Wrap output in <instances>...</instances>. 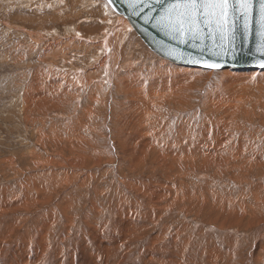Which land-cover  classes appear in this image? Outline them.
I'll return each mask as SVG.
<instances>
[{
	"label": "rangeland",
	"instance_id": "obj_1",
	"mask_svg": "<svg viewBox=\"0 0 264 264\" xmlns=\"http://www.w3.org/2000/svg\"><path fill=\"white\" fill-rule=\"evenodd\" d=\"M60 11L66 14L68 13L69 16L67 18H58V19L54 18L50 20H44L45 23L40 22L41 20L39 21L37 19V17L40 14L52 15L51 12H54L53 14H58L60 13ZM113 11L114 10L110 7V5L107 3L106 0H85V2H83L82 4L80 3L78 4V6H75V8L72 5L71 0H68V2L67 0H0V193L1 191H3L4 188L7 187L8 188L7 193L9 192L10 195L9 194L8 195L11 196V199H12V195L15 194L16 192H17L16 194L18 195H22L21 193L25 194L24 189L26 190V187L25 188L23 187L22 182L24 180V182L26 181V185H29L28 184L29 182L31 184L29 175L30 173H32V171L34 172V170H32L33 168L35 169V171L37 170L36 168H38L37 171H41L45 173H48L50 170L49 168L52 167L53 169L55 168L54 170L62 169L61 164L58 163V160L61 161L62 159L63 162L67 164V166H70L68 163H71L70 161L71 158L69 154L71 152H69L70 149L68 145H70V142L71 145H73V143L75 144L76 141H79L80 138L78 139L77 137L82 134L81 135L82 137H86L87 139H89V141H91L87 143L88 140L86 139L87 142L85 140H82L81 143L83 145L86 143L87 144L86 146L89 151L90 149L91 151L94 149L100 151L106 149L107 151L106 150L103 151V153L106 156L103 153H100L99 157L97 156L94 157L95 159H93V161L91 160L92 158L91 159L89 158V160L86 159L87 161L85 160L81 164L82 166H80V168L82 169L80 170L84 171L85 169L86 172L91 173L92 171L93 173L92 174L93 177L90 178L92 180L89 179V182L91 184L88 182L89 186L87 185L86 188H84L83 190L82 189L78 190L77 189L78 186L76 185L77 179L74 180L75 178H73L72 181L74 182L70 181L68 183L69 186L67 185L68 187L65 186V188L63 189L61 188L60 190L62 192L60 194L61 196L63 194L65 196L69 195L68 199L76 200V202L73 205L72 212H74V215H78V218H76L73 223L74 225L75 224L77 225L73 227L74 225L71 224V227L69 228L70 235L67 234L69 237L75 234L74 236H78V239L80 237L81 240H84L85 242L92 244L93 239L90 240L91 233L89 232L92 230V225H91L92 223H90L89 218H92L93 216L98 217L97 219L98 220L100 219V221H98L99 226L104 224L103 225L104 227L100 226V230L103 228L102 239H104L105 237H107L104 235L107 232L109 233V231L114 227L115 221H113V219L119 220L120 218L121 220V218L123 217H124L123 219L126 218L135 219L137 217L142 218L144 215V210L148 211L151 208L150 204L152 203V207H154L153 210H155L156 212L158 208L160 209L161 206L166 205V208L161 213L159 214L156 213L154 220L150 223V227L148 228L149 230L146 231L147 237L139 241V245L137 246L136 249L137 251L140 249L142 245L144 246V243L147 242L148 237L155 235L157 236L161 234L162 236L159 235L160 236L159 240L157 238L154 239V241L157 240L159 241L158 242L159 246H164L165 244L167 245V242H171L172 246L175 247L177 242L179 243V241L181 242L183 240L182 242L183 243L186 242L187 244L186 243L184 244L182 248L183 249L182 253L188 255L189 252L187 251H190V255L192 256L195 255L194 258L200 256L199 258H201L202 260L203 259L206 260L207 258L211 259V257L209 256L212 254V252H214L218 254L220 253L219 258L217 257L215 259L217 260L222 259L221 260L222 264H230V263L231 264H264V171L262 170L264 169V78H263L264 73L257 72L254 73L253 76L250 75V76H245V78L244 77L241 78L235 76L236 74L232 73L233 68L211 70L201 67L202 69L200 68L195 70H185L184 67H186V65L177 64V63L175 64L174 62L162 58L159 55H157L155 52H153L133 29L132 32H127L125 38L122 41L120 39L122 43H120L119 46L120 47L118 51L119 57H117L116 66H113L114 68L112 67L113 69L111 70L110 67H108L110 63L107 60H106L107 62L105 61L103 63L101 59L103 58L107 59L109 55L112 54L110 49L108 53V49H106L103 44L106 37L109 38L113 34V30L116 28V26H118V21L116 17V15L118 16V14L115 11L114 12ZM62 19H64L65 21L64 20L62 21ZM40 24H42V26H40ZM68 36L70 38H68ZM66 40L69 42H67ZM36 44L38 45V47ZM39 44L43 46L40 47ZM57 44L59 45L61 44L62 47ZM48 46H50V48ZM36 47L38 49H36ZM52 50L54 53L52 52ZM44 52L46 53L44 54ZM50 52L53 53L54 55L53 54L51 55ZM55 54L56 57H54ZM104 54H106L107 57ZM38 56L40 57L38 58ZM41 56L44 58L47 57L48 59L46 58L47 59L46 60L44 58H41ZM41 68H42V72H41ZM53 68L55 70H53ZM36 69L39 74H37ZM46 69L49 70L46 71ZM182 69L183 72L181 73ZM174 73L175 75H173ZM84 74L85 77L83 76ZM36 75L37 76L41 75V77L45 75L44 77L45 79L39 77L36 80L37 78L35 77ZM74 75L77 76L76 79L80 80V82H78L80 83L79 86L75 85V83L73 82L72 78H74ZM184 75L187 76L185 77ZM233 75L235 76V78H233ZM78 76L82 78H78ZM178 76L180 77L178 78ZM181 76L185 78L183 79L181 78ZM50 77L51 79H49ZM40 78L43 79L44 81L41 80ZM57 78L60 80H58ZM56 80L57 83L59 84L58 86L55 83ZM66 80H68V82L66 83L62 82ZM69 80L73 82L72 85L74 86V89L73 92L70 91L66 93L64 87L68 86V89H70L69 86L71 84ZM32 81L34 83H32ZM84 81L86 82L88 81V82L86 83ZM165 81L167 82V84ZM182 81L185 82L183 83ZM50 82L52 85L50 84ZM29 85L30 88L32 87L31 89L28 87ZM50 85L51 88L49 89ZM42 86H44V88ZM133 86L135 87V90ZM185 86L186 87L188 86L187 89ZM33 87L34 88L37 87V88L34 89ZM45 87L48 88L45 89ZM60 87H62L61 89L62 91L59 89ZM39 88H41V90L43 91L39 90ZM92 89L94 91H92ZM27 90L29 93L27 92ZM33 91H39V92H33ZM75 91H77L78 93ZM48 92L49 94L52 93V95L53 94L54 95L53 96L51 94L49 95ZM74 92L77 94H75ZM63 94L65 97H68V99L62 96ZM44 95L46 98L44 97ZM55 95L59 97L57 98ZM76 96L77 97L79 96L78 99H75ZM219 97L220 100L218 99ZM41 98L42 99L45 98L46 99L45 101L47 103L46 102L43 103L44 99L42 100ZM36 99H38V101H36ZM33 100L34 102L37 103L33 104L34 103ZM51 102L52 104H50ZM101 102L103 104V107ZM27 103H29L30 106H28ZM47 104L48 106L46 107ZM127 104H131V105H127ZM41 108L42 109L44 108L46 111L44 109L41 110ZM27 109L30 111H28ZM90 109H92L93 112L92 110L90 111ZM28 113L29 115H27ZM88 114L89 117H87ZM143 114L144 116H142ZM159 116H162V118L160 117L161 118L160 119ZM87 118H89V120H87ZM143 119L144 120L146 119V122ZM134 121L135 123L136 122L137 123L135 124ZM83 122H85L84 126L81 125L78 126L80 123L82 124ZM85 125L87 126L85 127ZM152 125H155V127ZM120 126H123L124 130ZM142 126L144 128L141 130ZM237 127L238 129H236ZM81 128L82 129L85 128L86 130L85 129L82 130ZM134 129L135 131H133ZM207 129L210 132L206 131ZM136 130H138V132L139 131L144 132V130L145 131L148 130L150 131V133H153L154 136H158L160 134L158 136L159 142L155 145L162 148L163 146H166L165 144H167L166 151H169L168 149L170 147L168 146L172 145L171 148L172 147L175 148L174 146H176V148L179 149L180 153L184 154L185 152L183 151V149L184 148L189 149L190 145L193 142V145L196 143V145L198 144L199 146H201L203 153L211 149L215 151V153L219 152L220 150L221 153L220 152L217 153L220 155L216 156L215 158L213 157L211 160L212 162L205 164L206 165L205 167L204 165H199L198 167L192 169L193 172L192 170H190L189 167H184L183 170L181 171H177V169H175L174 171L176 172L170 175L167 174L164 169H162L163 167L160 170L157 169L156 172H152L151 167L153 166L156 167V165H160L159 163L156 164L154 162L153 155H151L150 159L147 160L148 166L146 165L145 167V165L141 166L137 164L136 166L133 167L136 170L134 169L131 171L132 168L130 167L133 161L131 156H129L128 158V155L126 154V143L127 141H129L130 137L133 136L135 137L138 134ZM179 130L180 131L182 130V132H180ZM57 132H59V134ZM46 133L48 134V136ZM51 133H53L57 137H51L54 136L53 134L51 135ZM75 133L77 134V136L75 135ZM84 133L85 136L83 135ZM125 133L126 136L124 135ZM179 133L182 135H180ZM216 134L218 138L216 137ZM60 136H63L64 138L63 137L59 138ZM46 137L47 138L51 137V138L46 139L45 141ZM93 138L94 140H92ZM73 139L75 142L73 141ZM177 139L180 140L181 142L178 143L176 141ZM215 139L218 141H216ZM200 140L203 143H201ZM62 142H65L66 144ZM67 142L69 144H67ZM210 142L212 145H209ZM233 142H237L238 144H241L242 146L239 145L241 149L240 147H237L238 146L237 143H234L235 144L234 145ZM201 144H203V146ZM230 144L232 145V147ZM78 145L79 143L77 142L75 146L78 147ZM159 147H157L156 150H158ZM58 148L59 149L61 148L60 149L61 154L64 151L65 153L68 154L65 155V153H63L61 155L59 153L60 150H58ZM230 148L233 149L230 150ZM234 148L236 149V151H234L235 150ZM255 148L256 149L258 148L260 150L257 149L258 150L257 151ZM30 150L31 153H29ZM225 150L227 153H229L230 156L227 155ZM253 150L256 154L258 153L257 156L254 152H252ZM38 151L41 153H39ZM54 151H59V152H54ZM229 151L231 152V154ZM188 152H190V150ZM232 153L233 154L235 153L237 156L234 157ZM246 153L249 155H246ZM37 157H39V159ZM105 157H107V159ZM164 157H165L164 160L162 159L163 157L161 158L162 163L169 162V160L171 159V157L168 159L166 156ZM245 157H249V158H245ZM48 158H56V159L50 162ZM201 158L202 157H200L199 160L200 162H202ZM71 166L68 167L70 171H72L71 168H74L73 166L72 167ZM240 166H242L243 168ZM45 167L47 168L45 169ZM260 168L262 171L260 170ZM242 169L245 170L243 171ZM150 172L151 174L153 173L152 175V177H154L153 179L149 177ZM234 174H236L237 176ZM123 175L125 176L127 175L129 179L131 177V179H135L139 181H142L143 179L147 181V179L151 178L153 181L152 182L153 187L159 188V185L163 186V184L171 185L173 189L172 191L170 190L171 192L169 194H167V197L169 196V198H171V199L168 198L167 201V203L170 204L167 203L163 205L157 204L158 203V200L156 199L157 191L154 192L152 191V193L149 192L147 194V197H145L146 198L145 201L148 200V204H146V202L143 203L142 205L139 204L135 199V194L129 188H127L126 186L127 184L120 181L123 180L124 178ZM69 179L71 180L72 177L70 176ZM177 183L179 184V186ZM176 184L178 187L176 186ZM174 186H176V188ZM120 187L130 197V199H123V203L121 205L122 206L130 205V207L136 211L135 212L132 210L135 217L133 215L130 216L131 213L128 214L126 213L125 215V212L123 214H121L120 212V214H118L117 207L114 208L115 202L117 201V199H119L118 195L120 194V192L118 191V188ZM179 188L180 190H178ZM97 189L98 190L101 189L105 191L104 192L105 194L98 193ZM180 193L183 195V197L184 196L185 197L183 198ZM97 194L100 202L99 207L91 208L90 206L92 205L91 201L94 200L93 199L94 197H97L96 196ZM55 195L57 194H54L52 200L50 199L46 203L41 202L40 204L38 203L36 205H33L34 207L31 206L28 210L30 211L31 209V212L33 211V213H35L37 211V213L41 214L40 210L42 211H45V209L50 210L51 207L54 205L56 206L54 207L58 209L59 196L57 195L58 196L57 197ZM151 195H152V200L150 199ZM158 195L159 194H157V196ZM200 196L207 198L201 200L202 198H200ZM188 197L190 198L188 199ZM222 197L226 199H221ZM242 197L245 199V201ZM191 198L194 199V201ZM219 198L221 200H218ZM256 198L258 199V201ZM149 200L151 201L150 204H149ZM256 201L259 202V204L256 203ZM186 202L188 203L186 204ZM196 204L197 205L199 204L197 208H195ZM187 205L189 207L185 209ZM249 205L252 206L250 207ZM242 206H244L243 207L244 209L242 208L243 210L241 209ZM221 207L224 209H222ZM230 207L233 210H235V208L237 210L240 209L239 211L243 212V214L246 215L245 216L242 214L244 217L240 215L243 217L244 222L242 221V217L240 219V216L238 215H237L238 216L237 222L234 221L236 220L235 214L231 216L232 212L230 214L229 213L230 209L228 210V208ZM198 208L199 210H197ZM220 208L222 210H220ZM187 209L189 210V212ZM257 210L260 211V213ZM22 212H24L25 214ZM26 212H27L26 210L18 211L19 213L18 215L23 217L24 215H26ZM87 212L88 213L91 212L90 213L91 215L88 214ZM196 212L197 214H195ZM5 213L6 212L2 210L0 211V219H1L0 225L3 224L5 225L7 220L10 219L11 216H13L14 213L16 212L13 213V211L9 210L6 213L7 215ZM57 213L58 215H56ZM57 213L56 212L54 213L55 216H57L56 218L57 225L53 230L54 235L52 233L53 236L52 235H51L52 237L50 236L52 238V239L50 238L52 242L53 241L55 242V240L60 239L61 234L62 233L66 234V230H68V228H66L64 225L66 223L65 221L68 214L60 213L58 211ZM96 213L100 215L98 216ZM172 213H174V215ZM226 213L227 214L229 213L228 215L230 216L226 215ZM252 213H255L253 214L254 216L252 215ZM185 214L187 216H185ZM224 214L226 217L224 216ZM84 215L85 216L87 215L86 219ZM4 216H7L8 218L6 217L4 218ZM3 219L6 220H4L3 222ZM32 220L35 221L34 219H31V221H29V225L32 224ZM229 220L234 225L232 223L230 224ZM101 221H106V222H101ZM104 230H106V232ZM22 231L23 229L19 230V232ZM161 231L163 233H161ZM186 237L189 239H187ZM64 239H66L67 241L61 240L59 242V246L61 244L64 247L63 253L68 251L67 246L69 245L68 243L70 238L67 239L64 237ZM163 239L167 241H164ZM229 242L231 244L230 246L228 244ZM180 244L176 246L178 247L180 246ZM261 244L263 246L262 250H261ZM73 245L77 246V244H74V242ZM255 245L258 246L257 249H254ZM69 246L70 248L72 247L71 244ZM79 251L80 250H77V254H75L74 251L72 253H74V255L77 256L78 253H80ZM95 252L96 251H92V254H95V256L97 257L96 261H99L102 257L100 256V254L98 255ZM66 255H68V252L65 253V256ZM230 259L232 260L230 261ZM133 261L135 263V261L138 260L134 259ZM70 262L71 261L67 260L65 264H70ZM152 263L167 264L166 262H158V261L150 262V264ZM126 264H131V262L126 261ZM140 264H142V262Z\"/></svg>",
	"mask_w": 264,
	"mask_h": 264
},
{
	"label": "bare ground",
	"instance_id": "obj_2",
	"mask_svg": "<svg viewBox=\"0 0 264 264\" xmlns=\"http://www.w3.org/2000/svg\"><path fill=\"white\" fill-rule=\"evenodd\" d=\"M67 2H68V0H67ZM83 2H85V0H71V3H72V5L74 6V8H75V6H78V4H82ZM108 3V2H107ZM71 5V4H70ZM60 7V6H59ZM72 7V6H71ZM111 7V6H110ZM60 9V8H59ZM58 9V10H59ZM65 10V9H64ZM109 10V9H108ZM63 11V10H62ZM62 11H60V13H58V14H53L54 12H51L52 13V15H44V14H40L38 17H37V19L40 21V22H43V23H45L44 22V20H50V19H54V18H56V19H58V18H67L69 15H68V13L66 14V13H63ZM62 12V13H61ZM114 12V11H113ZM57 13V12H56ZM79 14V13H78ZM18 16V15H17ZM72 16V15H71ZM75 16V15H74ZM114 16V15H113ZM79 17V16H78ZM116 17H117V21H118V26H116V28L113 30V34L108 38V37H106V39L104 40V47L106 48V49H108V53H109V49H110V51H111V53L112 54H110L109 55V57L106 59V58H103V59H101L102 60V62L104 63L106 60L110 63H108L109 65H108V67H110V69L112 70L114 67L113 66H116V60H117V57H119L118 56V51H119V46H120V43H122L121 41L125 38V36H126V34H127V32H132V29L134 30V27H133V25L130 23V21H129V19L128 18H126L125 16H123V15H121V14H118V16L116 15ZM12 18V17H11ZM64 19H62V21H63ZM68 20V19H67ZM8 21V20H7ZM65 21V20H64ZM32 22V21H31ZM42 23V24H43ZM42 24H40V26H42ZM115 25V24H114ZM39 26V25H38ZM16 27V26H15ZM17 28V27H16ZM22 29V28H21ZM37 29V28H36ZM76 31V30H75ZM135 31V30H134ZM136 32V31H135ZM123 33V34H122ZM74 34V33H73ZM129 34V33H128ZM75 36V35H74ZM76 37V36H75ZM68 38H70L69 36H68ZM80 38V37H79ZM81 38H83V37H81ZM104 38H105V36H104ZM49 39V38H48ZM120 39H121V41H120ZM56 40H58V39H56ZM67 41V40H66ZM78 41H79V39H78ZM89 41V40H88ZM41 42H42V40H41ZM59 42V41H58ZM67 42H69V41H67ZM87 43V42H86ZM63 44V43H62ZM93 44V43H92ZM37 45V44H36ZM35 45V46H36ZM40 45V44H39ZM45 45V44H44ZM53 45V44H52ZM57 45H59V44H57ZM67 45H70V44H67ZM101 45V44H100ZM109 45H111V46H109ZM123 45V44H122ZM121 45V46H122ZM32 46V45H31ZM43 46V45H42ZM41 45H40V47H42ZM46 46V45H45ZM55 46V45H54ZM53 46V47H54ZM59 46H61V44L59 45ZM108 46H109V48H108ZM142 46V45H141ZM37 47H38V45H37ZM36 47V49H38ZM47 47V46H46ZM45 47V48H46ZM49 48H50V46H48ZM62 47V46H61ZM33 48H34V46H33ZM60 48V47H59ZM68 48V47H67ZM66 48V49H67ZM144 48V47H143ZM147 48V47H146ZM54 49V48H53ZM45 50V49H44ZM56 50V49H55ZM65 50V49H64ZM37 51V50H36ZM51 51V50H50ZM58 51V50H57ZM63 51V50H62ZM52 52H53V50H52ZM64 52V51H63ZM62 52V53H63ZM121 52V51H120ZM46 52H44V54H45ZM51 53V52H50ZM49 53V54H50ZM54 53V52H53ZM53 53H51V55L53 54ZM23 54V53H22ZM31 54V53H30ZM43 54V53H42ZM58 54V53H57ZM120 54V53H119ZM54 55V54H53ZM60 55H61V52H60ZM63 55V54H62ZM67 55V54H66ZM105 56H106V54H104ZM122 56V55H121ZM40 56H38V58H39ZM46 57V56H45ZM54 57H56V54H55V56ZM107 57V56H106ZM41 58H44V57H42L41 56ZM47 58V57H46ZM46 58H44V59H46ZM51 58V57H50ZM67 58V57H66ZM163 58V57H162ZM48 59V58H47ZM46 59V60H47ZM57 59V58H56ZM64 59H65V57H64ZM166 59V58H165ZM39 61V60H38ZM64 61V60H63ZM106 61V62H107ZM158 61V60H157ZM47 63V62H46ZM52 63V62H51ZM175 63V62H174ZM50 64V63H49ZM130 64V63H129ZM133 64V63H132ZM176 64V63H175ZM177 64H179V63H177ZM51 65H53V64H51ZM163 65V64H162ZM165 65V64H164ZM182 65H184V64H182ZM43 66V65H42ZM29 67V66H28ZM39 67V66H38ZM51 67V66H50ZM49 67V68H50ZM54 67V66H53ZM113 67V68H112ZM130 67V66H129ZM160 67V66H159ZM183 67V66H182ZM43 68V67H42ZM42 68H41V72H42ZM48 68V67H47ZM106 68V67H105ZM201 67L200 66H193V65H186V67H184V69L185 70H195V69H200ZM204 68V67H203ZM233 68V72L232 73H234V74H236L235 76H238V77H244L245 78V76H250V75H252L253 76V74L254 73H257V72H263L264 73V68H261V67H254V68H252V67H238V68H236V70H235V67H226V68H222V69H232ZM38 69H40V68H38ZM108 69V68H107ZM149 69V68H148ZM202 69V68H201ZM47 70H49V69H46V71ZM53 70H55L54 68H53ZM79 70V69H78ZM180 70V69H179ZM212 70V69H211ZM52 71V70H51ZM77 71V70H76ZM33 72V71H32ZM36 72H37V69H36ZM78 72V71H77ZM108 72V71H107ZM166 72V71H165ZM169 72V71H168ZM183 72V69L181 70V73ZM47 73V72H46ZM45 73V74H46ZM80 73V72H79ZM138 73V72H137ZM177 73V72H176ZM37 74H39L38 72H37ZM111 74V73H110ZM165 74V73H164ZM171 74V73H170ZM184 74H186V73H184ZM194 74V73H193ZM77 75H79V74H77ZM107 75V74H106ZM129 75V74H128ZM136 75V74H135ZM138 75V74H137ZM166 75H167V73H166ZM173 75H175V73L173 74ZM178 75V74H177ZM181 75V74H180ZM215 75V74H214ZM261 75V74H260ZM43 76V75H42ZM84 77H85V74L83 75ZM113 76V75H112ZM171 76V75H170ZM185 76V75H184ZM187 76V75H186ZM185 76V77H186ZM229 76V75H228ZM231 76V75H230ZM235 76L233 75V78H235ZM35 77H37L36 78V80L39 78V77H41V75L39 76H35ZM45 77V75L43 76V77H41V78H43V79H45L44 78ZM76 77L77 76H75L74 75V78H72L73 79V82L75 83V85H78L79 86V84L80 83H78V82H80V80H78V79H76ZM174 77V76H173ZM172 77V78H173ZM180 76H178V78H179ZM184 77V78H185ZM40 78V79H41ZM46 78H47V76H46ZM53 78V77H52ZM78 78H82V77H80V76H78ZM140 78V77H139ZM181 78H183L182 76H181ZM183 78V79H184ZM190 78V77H189ZM243 78V79H244ZM255 78V77H254ZM264 78V77H263ZM43 79H41V80H43ZM49 79H51V77L49 78ZM48 79V80H49ZM56 79V78H55ZM58 79V78H57ZM84 79V78H83ZM175 79V78H174ZM188 79V78H187ZM226 79V78H225ZM230 79V78H229ZM261 79V78H260ZM40 80V81H41ZM58 80H60V79H58ZM85 80H87V79H85ZM162 80V79H161ZM177 80V79H176ZM181 80V79H180ZM193 80V79H192ZM234 80V79H233ZM242 80V79H241ZM35 81V80H34ZM44 81V80H43ZM42 81V82H43ZM47 81V80H46ZM53 81V80H52ZM70 81V84L72 85V81L71 80H69ZM90 81H91V79H90ZM144 81H146V80H144ZM179 81V80H178ZM177 81V82H178ZM228 81V80H227ZM237 81V80H236ZM260 81V80H259ZM60 82V81H59ZM63 83L65 82H68V80H66V81H62ZM84 82H86V81H84ZM88 82V81H87ZM86 82V83H87ZM166 82V81H165ZM183 82V81H182ZM185 82V81H184ZM183 82V83H184ZM189 82V81H188ZM230 82V81H229ZM231 82H232V80H231ZM246 82V81H245ZM32 83H34L33 81H32ZM32 83H30V84H32ZM39 83H41V82H39ZM56 84H57V86L59 85L58 83H57V80H56V82H55ZM82 83H83V81H82ZM138 83V82H137ZM169 83V82H168ZM180 83H181V81H180ZM35 84H36V82H35ZM43 84H45V83H43ZM49 84V83H48ZM50 84H51V82H50ZM85 84V83H84ZM97 84V83H96ZM99 84V83H98ZM166 84H167V82H166ZM199 84V83H198ZM230 84V83H229ZM34 85V84H33ZM52 85V84H51ZM51 85H50V87H49V89L51 88ZM55 85V84H54ZM69 86V88L70 89H68V86H66V87H64L65 88V90H66V93L67 92H73V89H74V86L72 85V86ZM158 85V84H157ZM179 85V84H178ZM241 85V84H240ZM46 86V85H45ZM65 86V85H64ZM82 86H83V84H82ZM136 86H137V84H136ZM29 88H30V85L28 86ZM43 88H44V86H42ZM52 87H54V86H52ZM134 87V86H133ZM167 87H169V86H167ZM180 87V86H179ZM182 87V86H181ZM186 87V86H185ZM188 87V86H187ZM187 87H186V89H187ZM32 88V87H31ZM30 88V89H31ZM34 88V87H33ZM35 88H37V87H35ZM34 88V89H35ZM48 88V87H47ZM46 87H45V89H47ZM25 89V88H24ZM29 89V90H30ZM34 89H32V90H34ZM58 89V88H57ZM60 90L62 89V87H60L59 88ZM58 89V90H59ZM157 89V88H156ZM176 89V88H175ZM31 90V91H32ZM39 90H41V88H39ZM134 90H135V87H134ZM216 90V89H215ZM41 91H43V90H41ZM62 91V90H61ZM92 91H94L93 89H92ZM91 91V92H92ZM222 91V90H221ZM27 92H28V90H27ZM33 92H39V91H33ZM53 92H55V91H53ZM75 92H77V91H75ZM74 92V93H75ZM146 92V91H145ZM156 92V91H155ZM182 92V91H181ZM214 92V91H213ZM243 92V91H242ZM26 93V92H25ZM29 93V92H28ZM41 93V92H40ZM64 93V92H63ZM78 93V92H77ZM77 93H75V94H77ZM185 93V92H184ZM48 94H49V92H48ZM51 95H52V93H50ZM49 94V95H50ZM79 94H80V92H79ZM190 94V93H189ZM209 94V93H208ZM27 95V94H26ZM42 95H43V93H42ZM54 95V94H53ZM52 95V96H53ZM59 95V94H58ZM93 95H94V93H93ZM131 95V94H130ZM211 95V94H210ZM233 95V94H232ZM25 96V95H24ZM38 96V95H37ZM51 96V97H52ZM56 96V95H55ZM62 96H64V94L62 95ZM159 96V95H158ZM27 97V96H26ZM29 97V96H28ZM42 97V96H41ZM44 97H45V95H44ZM49 97V96H48ZM47 97V98H48ZM57 98L59 97V96H56ZM65 97V96H64ZM75 97V96H74ZM79 97V96H78ZM78 97L76 96V98L75 99H78ZM218 97V96H217ZM216 97V98H217ZM222 97H223V95H222ZM239 97H241V96H239ZM46 98V97H45ZM45 98H43L44 99V102L43 101H41V102H43V103H45L46 101V99ZM57 98H56V100H57ZM65 98H67L68 99V97H65ZM72 98V97H71ZM226 98V97H225ZM232 98V97H231ZM30 99V98H29ZM28 99V100H29ZM35 99V98H34ZM42 99V98H41ZM42 99V100H43ZM52 99V98H51ZM66 99V100H67ZM98 99V98H97ZM106 99H107V97H106ZM132 99V98H131ZM130 99V100H131ZM141 99V98H140ZM219 100H220V97L218 98ZM217 99V100H218ZM223 99H224V97H223ZM227 99V98H226ZM64 100V99H63ZM71 100V99H70ZM172 100V99H171ZM36 101H38V99H36ZM47 101H49V100H47ZM89 101V100H88ZM207 101H209V100H207ZM211 101V100H210ZM216 101V100H215ZM228 101V100H227ZM33 102H34V100H33ZM59 102V101H58ZM61 102H63V101H61ZM68 102V101H67ZM74 102V101H73ZM72 102V103H73ZM78 102V101H77ZM100 102V101H99ZM134 102V101H133ZM152 102V101H151ZM35 103H37V102H34L33 104H35ZM39 103V102H38ZM47 103V102H46ZM54 103V102H53ZM56 103V102H55ZM60 103V102H59ZM58 103V104H59ZM95 103V102H94ZM123 103V102H122ZM129 103H131V102H129ZM203 103V102H202ZM227 103V102H226ZM28 104V106H30L29 105V103H27ZM31 104V103H30ZM49 104V103H48ZM48 104L46 105V107L48 106ZM50 104H52V102L50 103ZM57 104V103H56ZM79 104V103H78ZM89 104H91V103H89ZM97 104V103H96ZM101 104H102V102H101ZM148 104V103H147ZM224 104V103H223ZM23 105V104H22ZM38 105V104H37ZM41 105V104H40ZM45 105V104H44ZM63 105V104H62ZM94 105V104H93ZM127 105H131V104H127ZM149 105V104H148ZM221 105V104H220ZM26 107V106H25ZM24 107V108H25ZM32 107V106H31ZM42 107V106H41ZM53 107V106H52ZM55 107V106H54ZM95 107V106H94ZM102 107H103V104H102ZM231 107V106H230ZM27 108V107H26ZM86 108V107H85ZM88 108H90V107H88ZM98 108V107H97ZM97 108H96V110H97ZM117 108V107H116ZM37 109V108H36ZM44 109V108H43ZM42 108H41V110H43ZM78 109V108H77ZM93 109V108H92ZM92 109H90V111L92 110ZM124 109V108H123ZM215 109V108H214ZM28 110V109H27ZM45 110V109H44ZM96 110H94V111H96ZM28 111H30V110H28ZM46 111V110H45ZM81 111V110H80ZM83 111V110H82ZM125 111V110H124ZM87 112V111H86ZM92 112H93V110H92ZM98 112V111H97ZM158 112V111H157ZM160 112H161V110H160ZM247 112V111H246ZM27 113V112H26ZM77 113V112H76ZM95 113V112H94ZM81 114V113H80ZM86 114V113H85ZM84 114V115H85ZM123 114H124V112H123ZM145 114V113H144ZM144 114L142 115V116H144ZM27 115H29V113L27 114ZM70 115V114H69ZM83 115V116H84ZM87 115V114H86ZM162 115V114H161ZM125 116V115H124ZM86 117V116H85ZM87 117H89V114H88V116ZM91 117V116H90ZM162 118V116H159V118ZM160 118V119H161ZM14 119V118H13ZM41 119V118H40ZM117 119H118V117H117ZM37 120V119H36ZM87 120H89V118H87ZM127 120H128V118H127ZM144 120V119H143ZM224 120V119H223ZM222 120V121H223ZM255 120V119H254ZM58 121V120H57ZM79 121H81V120H79ZM84 121V120H83ZM85 121H86V119H85ZM133 121V120H132ZM131 121V122H132ZM140 121H142V120H140ZM145 122H146V119L144 120ZM162 121V120H161ZM164 121V120H163ZM216 121V120H215ZM220 121V120H219ZM244 121V120H243ZM53 122V121H52ZM69 122V121H68ZM121 122V121H120ZM149 122V121H148ZM119 123V122H118ZM123 123V122H122ZM125 123V122H124ZM133 123V122H132ZM134 123H135V121H134ZM137 123V122H136ZM135 123V124H136ZM162 123V122H161ZM235 123V122H234ZM48 124V123H47ZM54 124H55V122H54ZM77 124V123H76ZM83 124V125H82ZM80 123L78 126H84V124H85V122H83V123ZM88 124V123H87ZM95 124V123H94ZM128 124V123H127ZM149 124V123H148ZM163 124V123H162ZM223 124H224V122H223ZM57 125V124H56ZM69 125V124H68ZM90 125V124H89ZM123 125V124H122ZM129 125H130V123H129ZM144 125V124H143ZM87 125H85V127H86ZM135 126V125H134ZM147 126V125H146ZM152 126H154L155 127V125H152ZM151 126V127H152ZM157 126V125H156ZM160 126V125H159ZM164 126H165V124H164ZM185 126V125H184ZM34 127V126H33ZM55 127V126H54ZM65 127V126H64ZM120 127H122V129H123V126H120ZM119 127V128H120ZM125 127V126H124ZM131 127V126H130ZM222 127V126H221ZM225 127V126H224ZM241 127H242V125H241ZM78 128V127H77ZM96 128V127H95ZM144 127L142 126L141 127V130L143 129ZM218 128V127H217ZM69 129V128H68ZM82 129V128H81ZM85 129V128H84ZM84 129H82V130H84ZM92 129V128H91ZM126 129V128H125ZM236 129H238V127L236 128ZM41 130H43V129H41ZM54 130V129H53ZM60 130V129H59ZM76 130V129H75ZM86 130V129H85ZM124 130V129H123ZM128 130V129H127ZM157 130V129H156ZM159 130V129H158ZM227 130H229V129H227ZM235 130V129H234ZM239 130H241V129H239ZM52 131V130H51ZM93 131V130H92ZM116 131V130H115ZM126 131V130H125ZM129 131V130H128ZM133 131H135V129L133 130ZM137 132H138V130H136ZM160 131V130H159ZM180 131V130H179ZM206 131H208V129L206 130ZM206 131H204V132H206ZM216 131V130H215ZM245 131V130H244ZM39 132H41V131H39ZM61 132V131H60ZM72 132V131H71ZM75 132V131H74ZM77 132V131H76ZM79 132V131H78ZM86 132V131H85ZM96 132V131H95ZM127 132V131H126ZM180 132H182V130L180 131ZM208 132H210V131H208ZM236 132V131H235ZM242 132V131H241ZM58 134H59V132H57ZM81 133V132H80ZM124 133V132H123ZM184 133V132H183ZM217 133H218V131H217ZM231 133V132H230ZM244 133V132H243ZM41 134V133H40ZM47 134V133H46ZM53 133H51V135H52ZM87 134V133H86ZM180 134V133H179ZM234 134V133H233ZM49 135H50V133H49ZM54 135V134H53ZM75 135L77 136V134L75 133ZM82 135V134H81ZM81 135H79L77 138L79 139L80 138V140L79 141H74V139H73V141L75 142V144L78 142L79 143V145H78V147H76L75 146V144L73 143V145H71V142H70V145H68L69 146V149H70V151L69 152H71V153H69L70 154V158H71V163H68L70 166L72 165L74 168H71L72 169V171H70L69 170V168L68 167H70V166H67V164L65 163V162H63V159L61 160V161H59L58 159V163L59 164H61V166H62V169H57V170H54L53 169V167L52 168H49L50 170H49V172L48 173H45V172H41V171H37L38 170V168H36L37 170L35 171V169L33 168V167H31V168H33L32 170H34V172L32 171V173H30V175H29V178H30V181H31V184H30V182L28 183L29 185H26V181L24 182V180H23V182H22V184H23V187L25 188L26 187V190L24 189V192H25V194H23V193H21L22 195H18V194H13L12 195V199H11V196H9L10 194H9V192L7 193V191H8V188L6 187V188H2L3 189V191H1V193H0V211L2 210V211H4V212H8L9 210H11V211H13V213L14 212H16V213H14V215L13 216H11V218L10 219H8L7 220V222H6V224L4 225V227H3V225H0V264H65V262L68 260V261H71L70 262V264H126V261H129V262H131V264H140L141 262H142V264H150V262H155V261H158V262H166L167 264H222L221 263V260H217V259H215V258H219V254L218 253H214V252H212V254L209 256V257H211V259L210 258H207L206 260L205 259H201V258H199V257H197V258H194V256H192V255H190V251H187V252H189L188 253V255H185V253L183 254L182 252H183V246H184V244L186 243H183L182 241L180 242L179 241V243L177 242V244L176 245H178V244H180V246H176L175 244H173V245H175V247H173L172 246V243L171 242H167V245L165 244L164 246H159L158 245V240H159V238H160V236L159 235H161V234H159V235H155V236H150V237H148V239H147V242H145L144 243V246L142 247H140V249L137 251L136 249H137V246L139 245V241L140 240H142L143 238H145V237H147V235H146V231H148L149 229V227H150V223L154 220V217H155V215H156V213L157 214H159V213H161L163 210H165V208H166V205H164V206H161L160 207V209L158 208V210H157V212L155 211V210H153L154 209V207H152V203H151V201L149 200V204L151 205V208L148 210V211H146V210H144V215H143V217L141 218V217H137V218H126V219H123V218H121V220H120V218H119V220H115V219H113V221H115V223H114V227L109 231V233L107 232L104 236H107V237H103L104 239H102V233H103V228L102 227H104L103 225L104 224H102V225H100V226H102L101 228V230H100V226H99V222L98 221H100V219L98 220L97 218L98 217H92V218H89V220H90V223H92L91 225H92V230L91 231H89L91 234H90V236H91V239L90 240H92L93 241V243L92 244H89L88 242H85L84 240H81L80 239V237H79V239H78V236H71V237H69L68 235H70V230H69V228L71 227V224H73L74 223V220L76 219V218H78V215H74V212H72V209H73V205H74V203L76 202V200L74 199H68V197H69V195L68 196H65L64 194L61 196L60 194L62 193L60 190H61V188L63 189V188H65V186H69V182L70 181H72L73 180V178H75L74 180H76V185L80 188H78L77 186V189L78 190H83L84 188H86V186L88 185L89 186V184H88V182H89V179L90 178H92L93 176H92V171H91V173H89V172H86V170L84 169V171L83 170H80V169H82V168H80V166H82L81 164L86 160V159H88L89 160V158L93 161V159H95L94 157H99V154L100 153H103V151L104 150H106V149H104V150H95L94 148V150H92L91 151V149H90V151L88 150V148H87V144L85 143L84 145L83 144H81L82 143V140H85L86 141V137H82ZM84 136H85V133L83 134ZM88 135H89V133H88ZM125 136H126V133L124 134ZM160 135V134H159ZM158 135V136H159ZM163 135V134H162ZM180 135H182V134H180ZM179 135V136H180ZM222 135V134H221ZM235 135V134H234ZM245 135V134H244ZM251 135V134H250ZM257 135V134H256ZM47 136H48V134H47ZM87 136V135H86ZM92 136V135H91ZM120 136V135H119ZM158 136H154V134L153 133H150V131H145L144 130V132H142V131H139L138 132V134L134 137H130V139H129V141H127V143H126V154L128 155V158H129V156H131V158H132V164H131V167L130 168H132L131 169V171L132 170H134L135 168H133L134 166H136L137 164L138 165H145V167H146V165H147V160L148 159H150V157H151V155H153V160H154V162L157 164V163H159L160 165H156V167H151V171L152 172H156L157 171V169L158 170H160L162 167V169H164L165 170V172L167 173V174H173V173H175L176 171H174L175 169H177V171H181V170H183V168L184 167H189L190 168V170H192V169H194L195 167H198L199 165H204V167L206 166L205 164H208L209 162H212L211 160H212V158L214 157H216V156H219L220 154H217V153H219L220 152V150H219V152H217V153H215V151H213L212 149L211 150H208L207 152H205V153H203L202 152V149H201V146H199L198 144V146L196 145V143L193 145V142H192V144L190 145V143H189V145H190V147H189V149L187 148V149H183V151L185 152L184 154L183 153H180V151H179V149H177L176 148V146H174L175 148H171V146L172 145H169L168 147H170L168 150L169 151H166V147H167V144H165L166 146H163L162 148H160L159 146H156L155 144H157L159 141H158ZM189 136V135H188ZM205 136V135H204ZM223 136V135H222ZM240 136V135H239ZM249 136V135H248ZM42 137V136H41ZM51 137H57L56 135H54V136H51ZM51 137H49V138H51ZM61 137H63V136H60L59 138H61ZM200 137V136H199ZM216 137H217V134H216ZM49 138H45V141H46V139H49ZM64 138V137H63ZM69 138H70V136H69ZM76 138V139H77ZM161 138V137H160ZM201 138V137H200ZM218 138V137H217ZM216 138V139H217ZM53 139V138H52ZM54 139H56V138H54ZM66 139V138H65ZM68 139V138H67ZM165 139V138H164ZM169 139V138H168ZM174 139V138H173ZM194 139V138H193ZM215 139V140H216ZM229 139V138H228ZM40 140H42V139H40ZM63 140V139H62ZM70 140H71V138H70ZM88 140V142L87 143H89V142H91V141H89V139H87ZM92 140H94V138L92 139ZM96 140V139H95ZM122 140V139H121ZM162 140V139H161ZM226 140V139H225ZM241 140V139H240ZM56 141V140H55ZM66 141V140H65ZM178 143H180L181 141L180 140H176ZM216 141H218V140H216ZM224 141V140H223ZM259 141V140H258ZM43 142V141H42ZM42 142H41V144H42ZM48 142V141H47ZM59 142H60V140H59ZM195 142H197V141H195ZM200 142H201V140H200ZM255 142V141H254ZM50 143V142H49ZM49 143H47V144H49ZM62 143H65V142H62ZM167 143V142H166ZM188 143V142H187ZM201 143H203V142H201ZM213 143V142H212ZM228 143V142H227ZM234 143H237V142H233V144ZM240 143V142H239ZM55 144V143H54ZM66 144V143H65ZM67 144H69L68 142H67ZM124 144V143H123ZM160 144V143H159ZM217 144V143H216ZM226 144V143H225ZM238 144V143H237ZM61 145H63V144H61ZM60 145V146H61ZM95 145H96V143H95ZM180 145V144H179ZM202 146H203V144H201ZM207 145V144H206ZM209 145H212L211 144V142H210V144ZM220 145V144H219ZM231 145V144H230ZM235 145V144H234ZM242 146L241 144H238V146L237 147H240V146ZM247 145V144H246ZM255 145V144H254ZM60 146H58V147H60ZM66 146V145H65ZM186 146V145H185ZM216 146V145H215ZM225 146V145H224ZM229 146V145H228ZM250 146V145H249ZM259 146V145H258ZM67 147V146H66ZM101 147V146H100ZM100 147H99V149H100ZM157 147H159L158 148V150H156L157 149ZM178 147V146H177ZM183 147V146H182ZM187 147V146H186ZM220 147V146H219ZM221 147H223V146H221ZM231 147H232V145H231ZM235 147V146H234ZM244 147V146H243ZM254 147V146H253ZM255 147H257V146H255ZM45 148V147H44ZM68 148V147H67ZM96 148H98V147H96ZM105 148V147H104ZM211 148H212V146H211ZM224 148H226V147H224ZM33 149V148H32ZM47 149H48V147H47ZM61 149V148H60ZM59 148H58V150H60ZM102 149V148H101ZM191 149H192V151H191ZM206 149V148H205ZM204 149V150H205ZM233 149V148H232ZM231 148H230V150H232ZM235 149V148H234ZM240 149H241V147H240ZM243 149V148H242ZM253 149V148H252ZM256 149V148H255ZM258 149V148H257ZM256 149V150H257ZM35 150V149H34ZM190 150V152H188ZM214 150H215V148H214ZM223 150V149H222ZM228 150V149H227ZM258 150H260V149H258ZM257 150V151H258ZM48 151V150H47ZM64 151V150H63ZM107 151V150H106ZM105 151V152H106ZM111 151V150H110ZM218 151V150H217ZM234 151H236V149L234 150ZM251 151V150H250ZM256 151V152H257ZM36 152H37V150H36ZM39 152V151H38ZM53 152V151H52ZM54 152H59V151H54ZM225 152H226V150H225ZM224 152V153H225ZM230 152V151H229ZM252 152H254V150L252 151ZM29 153H31V150H30V152ZM39 153H41V152H39ZM60 154H61V150H60V152H59ZM58 153V154H59ZM63 153H65V151L64 152H62V154ZM221 153V152H220ZM227 153V152H226ZM242 153V152H241ZM255 153V152H254ZM50 154V153H49ZM61 154V155H62ZM66 154H68V153H65V155ZM104 154V153H103ZM230 154H231V152H230ZM233 154V153H232ZM256 154V153H255ZM258 154V153H257ZM257 154H256V156H257ZM37 155V154H36ZM44 155H47V154H44ZM105 155V154H104ZM200 155H202V156H200V157H202L201 159V161L202 162H200L199 160H200V157L199 156ZM227 155H229V153H227ZM234 155V157H236L237 155L234 153L233 154ZM239 155V154H238ZM246 155H249V154H247L246 153ZM260 155V154H259ZM258 155V156H259ZM50 156V155H49ZM58 156V155H57ZM68 156V155H67ZM106 156V155H105ZM164 156H166L167 157V159L168 158H170L171 157V159L169 160V162H166V163H162V161H161V158L164 160L165 159V157ZM199 158H198V157ZM230 156V155H229ZM228 156V157H229ZM244 156H245V154H244ZM112 157V156H111ZM127 157V156H126ZM224 157V156H223ZM38 159H39V157H37ZM57 158V157H56ZM56 158H48V160L51 162V161H53L54 159H56ZM63 158V157H62ZM69 158V157H68ZM106 159H107V157H105ZM127 158V159H128ZM130 158V159H131ZM225 158V157H224ZM223 158V159H224ZM230 158V157H229ZM245 158H249V157H245ZM253 158V157H252ZM263 158V157H262ZM13 159V158H12ZM221 159V158H220ZM239 159V158H238ZM32 160V159H31ZM90 160V161H91ZM226 160V159H225ZM228 160V159H227ZM240 160V159H239ZM244 160V159H243ZM38 161V160H37ZM67 161V160H66ZM87 161V160H86ZM216 161V160H215ZM219 161V160H218ZM224 161V160H223ZM31 162V161H30ZM214 162V161H213ZM250 162V161H249ZM37 163V162H36ZM86 163V162H85ZM88 163V162H87ZM94 163V162H93ZM154 163V164H155ZM203 163V164H202ZM219 163V162H218ZM222 163V162H221ZM230 163V162H229ZM248 163V162H247ZM54 164V163H53ZM223 164V163H222ZM238 164V163H237ZM246 164V163H245ZM257 164V163H256ZM51 165V164H50ZM211 165V164H210ZM224 165V164H223ZM247 165V164H246ZM252 165V164H251ZM260 165V164H259ZM8 166V165H7ZM39 166V165H38ZM47 166H49V165H47ZM60 166V167H61ZM71 166V167H72ZM94 166V165H93ZM148 166V165H147ZM55 167V166H54ZM139 167V166H138ZM137 167V168H138ZM240 167H242V166H240ZM47 167H45V169H46ZM86 168V167H85ZM203 168V167H202ZM243 168V167H242ZM255 168V167H254ZM24 169V168H23ZM29 169V168H28ZM40 169V168H39ZM43 169V168H42ZM206 169V168H205ZM216 169V168H215ZM219 169V168H218ZM229 169V168H228ZM231 169V168H230ZM239 169V168H238ZM252 169V168H251ZM136 170V169H135ZM142 170V169H141ZM189 170V171H190ZM211 170V169H210ZM209 170V171H210ZM213 170V169H212ZM243 170V169H242ZM245 170V169H244ZM243 170V171H244ZM260 170H261V168H260ZM263 171H264V169H262ZM261 170V171H262ZM23 171V170H22ZM144 171V170H143ZM214 171V170H213ZM220 171V170H219ZM227 171V170H226ZM261 171H260V173H261ZM17 172H19V171H17ZM26 172V171H25ZM63 172H65V173H63ZM192 172H193V170H192ZM191 172V173H192ZM203 172V171H202ZM205 172V171H204ZM249 172V171H248ZM165 173V174H166ZM12 174V173H11ZM23 174H24V172H23ZM150 174V176L149 177H151L152 179L154 178V177H152V175H153V173L151 174V172L149 173ZM207 174V173H206ZM233 174V173H232ZM240 174V173H239ZM182 175V174H181ZM194 175V174H193ZM234 175H236V174H234ZM244 175V174H243ZM25 176V175H24ZM72 177V179L70 180L69 179V177ZM91 176V177H90ZM124 176V178H123V180H120L121 182H123V183H125V184H127L126 186H127V188H129L134 194H135V199L137 200V202L139 203V204H143V203H145L146 202V204H148V200L147 201H145L146 200V198L145 197H147V194L150 192V193H152V191L154 192V191H157V194H159L158 196H157V194H156V199L158 200V203L157 204H159V205H163V204H166L167 203V201H168V198H169V196L167 197V194H169L171 191H172V187H171V185H167V184H163V186H160L159 185V188L158 187H153L152 186V179L150 178V179H147V181H145L144 179L142 180V181H139V180H135V179H131V177H130V179L127 177V175L125 176V175H123ZM184 176H186V175H184ZM230 176V175H229ZM237 176V175H236ZM241 176V175H240ZM16 177V176H15ZM18 177V176H17ZM23 177V176H22ZM121 177V176H120ZM168 177V176H167ZM181 177V176H180ZM232 177H234V176H232ZM139 178V177H138ZM189 178V177H188ZM243 178V177H242ZM17 179V178H16ZM21 179V178H20ZM146 179V178H145ZM167 179V178H166ZM165 179V180H166ZM193 179V178H192ZM207 179V178H206ZM18 180V179H17ZM90 180H92V179H90ZM171 180V179H170ZM242 180V179H241ZM263 180V179H262ZM20 181V180H19ZM159 181V180H158ZM167 181V180H166ZM173 181V180H172ZM237 181H238V179H237ZM240 181V180H239ZM72 182H74V181H72ZM92 182V181H91ZM120 182V183H121ZM157 182V181H156ZM169 182V181H168ZM177 182V181H176ZM185 182H186V180H185ZM90 183V182H89ZM162 183H163V181H162ZM167 183V182H166ZM189 183V182H188ZM75 184V183H74ZM91 184V183H90ZM178 184V183H177ZM177 184H176V186H177ZM183 184V183H182ZM157 185V184H156ZM184 185V184H183ZM182 185V186H183ZM208 185V184H207ZM67 186V187H68ZM72 186V185H71ZM75 186V185H74ZM73 186V187H74ZM176 186H174L175 188H176ZM178 186H179V184H178ZM177 186V187H178ZM185 186V185H184ZM189 186V185H188ZM72 187V188H73ZM201 187V186H200ZM71 188V187H70ZM187 188V187H186ZM185 188V189H186ZM204 188V187H203ZM211 188V187H210ZM11 189V188H10ZM14 189H16V188H14ZM207 189V188H206ZM228 189V188H227ZM5 190V191H4ZM128 190V189H127ZM171 190V191H170ZM178 190H180V188L178 189ZM187 190V189H186ZM97 191H98V193H100V194H105L104 192L105 191H103V190H98L97 189ZM118 191L120 192V194L118 195V198L119 199H117V201L115 202V206H114V208H116L117 207V212H118V214H120V212H121V214H123L124 212H125V215H126V213L128 214V213H131V215L130 216H134V213H133V211H135L134 209H132L131 207H130V205L128 206V205H124V206H122L121 204L123 203V199H130V197H129V195L125 192V191H123V189L120 187V188H118ZM185 191V190H184ZM190 191V190H189ZM19 192V191H18ZM164 192H166V193H164ZM174 192V191H173ZM183 192V191H182ZM192 192V191H191ZM195 192V191H194ZM210 192V191H209ZM260 192V191H259ZM179 193V192H178ZM177 193V194H178ZM184 193V192H183ZM190 193V192H189ZM196 193V192H195ZM199 193V192H198ZM258 193V192H257ZM9 194V195H8ZM54 194H57L58 196H59V201H58V203H59V208L58 209H56L54 206H50L51 207V209L50 210H48V209H45V211H42V210H40L41 211V214H39V213H37V211L35 212V213H33V211L31 212V209H30V211L28 210L31 206H33V205H36V204H40L41 202H44V203H46V202H48L50 199L52 200L53 198V196H54ZM155 194V193H154ZM161 194V195H160ZM177 194H176V196H177ZM181 194V193H180ZM214 194V193H213ZM254 194V193H253ZM57 195H55V196H57ZM80 195H82V194H80ZM150 195V194H149ZM182 195V194H181ZM185 195V194H184ZM195 195V194H194ZM194 195H192V196H194ZM258 195V194H257ZM57 196V197H58ZM75 196V195H74ZM97 197H94L93 199L94 200H90L91 202H92V205H90L91 206V208H97V207H99V204H100V202H99V197H98V194L96 195ZM172 196V195H171ZM187 196V195H186ZM226 196H227V194H226ZM225 196V197H226ZM229 196V195H228ZM231 196V195H230ZM70 197H72V196H70ZM81 197V196H80ZM79 197V198H80ZM175 197V196H174ZM181 197V196H180ZM182 197H183V195H182ZM181 197V198H182ZM185 197V196H184ZM183 197V198H184ZM196 197V196H195ZM220 197V196H219ZM88 198V197H87ZM190 197H188V199H189ZM199 198V197H198ZM200 198H202L201 200H204V198L205 197H201L200 196ZM207 198V197H206ZM205 198V199H206ZM243 198V197H242ZM77 199H78V197H77ZM150 199L152 200V195H151V197H150ZM169 199H171V198H169ZM186 199V198H185ZM192 199V198H191ZM209 199V198H208ZM207 199V200H208ZM211 199H213V198H211ZM221 199H226V198H224V197H222ZM220 198L218 199V200H221ZM232 199V198H231ZM240 199V198H239ZM244 199V198H243ZM257 199V198H256ZM2 200V201H1ZM155 200V199H154ZM153 200V201H154ZM156 200V201H157ZM164 200V201H163ZM193 201H194V199H192ZM197 200V199H196ZM198 200H200V199H198ZM210 200V199H209ZM100 201H101V199H100ZM125 201V200H124ZM231 201H233V200H231ZM238 201H240V200H238ZM244 201H245V199H244ZM257 201H258V199H257ZM256 201V203H258L259 204V202H260V200H259V202H257ZM79 202V201H78ZM99 202V203H98ZM191 202V201H190ZM226 202H228V201H226ZM90 203V202H89ZM180 203H182V202H180ZM188 202H186V204H187ZM195 203H196V201H195ZM201 203V202H200ZM203 203H204V201H203ZM210 203V202H209ZM220 203V202H219ZM242 203V202H241ZM102 204V203H101ZM156 204V203H155ZM167 204H170V203H167ZM185 204V203H184ZM185 204V205H186ZM214 204V203H213ZM227 204V203H226ZM225 204V205H226ZM244 204V203H243ZM243 204H241V205H243ZM246 204V203H245ZM48 205V204H47ZM79 205V204H78ZM77 205V206H78ZM149 205V206H150ZM172 205V204H171ZM181 205V204H180ZM199 205V204H198ZM197 204H196V207L195 208H197V206H198ZM217 205V204H216ZM238 205V204H237ZM248 205V204H247ZM254 205H256V204H254ZM253 205V206H254ZM103 206V205H102ZM158 206V205H157ZM184 206V205H183ZM182 206V207H183ZM192 206V205H191ZM194 206H195V204H194ZM210 206H213V205H210ZM227 206H229V205H227ZM250 207L252 206V205H249ZM249 206H248V208H249ZM34 207V206H33ZM48 207V206H47ZM105 207V206H104ZM146 207H148V206H146ZM145 207V208H146ZM170 207V206H169ZM179 207V206H178ZM187 207H189L188 205L185 207V209L187 208ZM201 207V206H200ZM219 207V206H218ZM244 206H242L241 207V209L243 208ZM45 208H46V206H45ZM177 208V207H176ZM194 208V207H193ZM202 208V207H201ZM200 208V209H201ZM222 208V207H221ZM220 208V210H222V209H224V208H222L221 209ZM240 208V207H239ZM246 208V207H245ZM43 209V208H42ZM175 209V208H174ZM190 209V208H189ZM230 209V211H229V213L231 214V212H232V214H231V216H233L234 214H235V218H236V220H234V221H236L237 222V218H238V216H240V215H242L243 214V212H240L239 210H237L236 208H235V210H233V209H231V207L230 208H228V210ZM244 209V208H243ZM242 209V210H243ZM22 210H26L27 212H26V215H24L23 217L22 216H20V215H18L19 213H18V211H22ZM48 210V211H47ZM94 210V209H93ZM101 210V209H100ZM133 210V211H132ZM138 210V209H137ZM141 210H142V208H141ZM169 210V209H168ZM188 210V209H187ZM197 210H199V208L197 209ZM217 210V209H216ZM215 210V211H216ZM232 210V211H231ZM248 210V209H247ZM57 211L58 212H60V213H66V214H68V216L66 217V223L64 224L65 225V227L66 228H68V230H66V234H61V238L60 239H57V240H55V242L53 241H51V237L54 235V233H53V230H54V228L56 227V222H57V220H56V218H57V216H55V212L57 213ZM175 211V210H174ZM191 211V210H190ZM202 211H204V210H202ZM246 211V210H245ZM249 211V210H248ZM258 211V210H257ZM84 212V211H83ZM95 212V211H94ZM136 212V211H135ZM172 212H173V210H172ZM188 212H189V210H188ZM194 212V211H193ZM224 212V211H223ZM252 212H254V211H252ZM259 213H260V211H258ZM5 213V214H6ZM22 213H24V212H22ZM88 213V212H87ZM91 213V212H90ZM90 213H88V214H90ZM98 213V212H97ZM96 213V214H97ZM167 213H168V211H167ZM199 213V212H198ZM228 213V214H229ZM245 213V212H244ZM25 214V213H24ZM37 214V215H36ZM164 214V213H163ZM173 215H174V213H172ZM191 214V213H190ZM195 214H197V212L195 213ZM205 214V213H204ZM208 214V213H207ZM227 213H226V215H228ZM247 214V213H246ZM253 214H255V213H252V215ZM7 215V214H6ZM23 215V214H22ZM33 215V216H32ZM56 215H58V213L56 214ZM60 215V214H59ZM91 215V214H90ZM89 215V216H90ZM95 215V214H94ZM98 215V214H97ZM100 215V214H99ZM98 215V216H99ZM136 215V214H135ZM189 215V214H188ZM192 215V214H191ZM206 215V214H205ZM238 215V216H237ZM243 215H245V214H243ZM242 215V216H243ZM257 215V214H256ZM255 215V216H256ZM1 216H3V215H1ZM33 218H32V217ZM36 218H35V217ZM85 216V215H84ZM171 216V215H170ZM176 216H178V215H176ZM181 216H183V215H181ZM185 216H187L186 214H185ZM194 216V215H193ZM216 216V215H215ZM224 216H225V214H224ZM228 216H230V215H228ZM227 216V217H228ZM242 216H240V219H241V217ZM246 216V215H245ZM250 216V215H249ZM254 216V215H253ZM8 218L7 216H4V218ZM10 217V216H9ZM86 217H87V215L85 216V219H86ZM135 217V216H134ZM157 217V216H156ZM222 217V216H221ZM226 217V216H225ZM244 217V216H243ZM243 217H242V221L244 220L243 219ZM232 218V217H231ZM234 218V217H233ZM31 219H34L35 221H33L32 220V224L31 225H29V221H31ZM166 219V218H165ZM218 219V218H217ZM227 219V218H226ZM229 219V218H228ZM239 219V220H240ZM246 219H247V217H246ZM1 220V219H0ZM4 220H6V219H3V222H4ZM163 220V219H162ZM167 220V219H166ZM210 220V219H209ZM233 220V219H232ZM77 221V220H76ZM155 221H157V220H155ZM164 221V220H163ZM198 221V220H197ZM34 222V223H33ZM86 222V221H85ZM101 222H106V221H101ZM100 222V223H101ZM213 222V221H212ZM222 222V221H221ZM229 222H230V220H229ZM244 222V221H243ZM256 222V221H255ZM258 222V221H257ZM76 223V222H75ZM89 223V222H88ZM232 222H230V224H231ZM240 223V222H239ZM86 224V223H85ZM167 224V223H166ZM215 224V223H214ZM233 224V223H232ZM236 224V223H235ZM74 225V224H73ZM75 225H77V224H75ZM75 225L73 226V227H75ZM187 225V224H186ZM234 225V224H233ZM110 226V225H109ZM158 226V225H157ZM159 226H162V225H159ZM167 226V225H166ZM213 226V225H212ZM169 227V226H168ZM182 227V226H181ZM185 227H187V226H185ZM65 228V229H66ZM90 228V227H89ZM158 228H160V227H158ZM163 228V227H162ZM180 228V227H179ZM20 229H23V231L22 232H19V230ZM166 229V228H165ZM171 229V228H170ZM176 229V228H175ZM201 229V228H200ZM56 230V229H55ZM90 230V229H89ZM157 230V229H156ZM173 230V229H172ZM86 231H87V228H86ZM105 232H106V230H104ZM198 231V230H197ZM120 232V233H119ZM160 232V231H159ZM169 232V231H168ZM175 232V231H174ZM52 233H53V235H52ZM76 233V232H75ZM87 233V232H86ZM152 233V232H151ZM161 233H163L162 231H161ZM68 234V235H67ZM154 234V233H153ZM166 234V233H165ZM176 234V233H175ZM52 235V236H51ZM84 235V234H83ZM86 235H89V234H86ZM151 235V234H150ZM170 235V234H169ZM51 236V237H50ZM81 236H82V234H81ZM89 236V237H90ZM162 236V235H161ZM177 236V235H176ZM64 237L65 238H67V239H69L70 238V240H69V245L71 244L72 245V249L70 248V246L68 247L67 246V249H68V255H66L65 256V253H67V252H65V253H63V245H61L60 244V246H59V242L61 241V240H63V241H65L66 239H64ZM86 237V236H85ZM88 237V238H89ZM51 238V239H50ZM87 238V237H86ZM155 238H157L158 240L157 241H154V239ZM178 238V237H177ZM187 238V237H186ZM55 239V238H54ZM72 239V240H71ZM75 239V240H74ZM168 239V238H167ZM183 239V238H182ZM187 239H189V238H187ZM192 239V238H191ZM146 240V239H145ZM164 240V239H163ZM162 240V241H163ZM67 241V240H66ZM89 241V240H88ZM164 241H167V240H164ZM229 241V240H228ZM73 242H74V244H77V246L76 245H73ZM231 242H232V240H231ZM216 243V242H215ZM187 244V243H186ZM214 244V243H213ZM229 244V246L231 245L230 244V242L228 243ZM228 244H226V245H228ZM233 244V243H232ZM84 247H83V246ZM162 245H163V243H162ZM190 245V244H189ZM211 245H212V243H211ZM66 247V246H65ZM156 247V248H155ZM257 245H255L254 246V249H257ZM262 244H261V250H262ZM217 248V247H216ZM215 248V249H216ZM70 249V250H69ZM83 249V250H82ZM207 249V248H206ZM77 250H80L79 252L80 253H78V255H79V257H78V255L76 256V255H74V253L75 254H77ZM82 250V251H81ZM214 250V249H213ZM217 250V249H216ZM223 250V249H222ZM74 251V253H72ZM92 251H96L95 253L96 254H100V256L102 257L99 261H96L97 259V257L95 256V254H92ZM218 251H219V249H218ZM185 252V251H184ZM210 252V251H209ZM225 252V251H224ZM201 253V252H200ZM223 253V252H222ZM233 253V252H232ZM205 255H207V254H205ZM222 256V255H221ZM68 257V258H67ZM77 257H78V259H77ZM231 258V257H230ZM67 259V260H66ZM138 260V261H135V263H134V261L133 260ZM209 259V260H208ZM239 259H240V257H239ZM228 260V259H227ZM232 259H230V261H231ZM139 261H140V263H139ZM229 261V262H230ZM241 261H243V260H241ZM136 262H138V263H136ZM223 262V261H222ZM224 263V262H223ZM227 263V262H226ZM153 264V263H152ZM157 264V263H156ZM161 264V263H160ZM231 264V263H230Z\"/></svg>",
	"mask_w": 264,
	"mask_h": 264
},
{
	"label": "water",
	"instance_id": "obj_3",
	"mask_svg": "<svg viewBox=\"0 0 264 264\" xmlns=\"http://www.w3.org/2000/svg\"><path fill=\"white\" fill-rule=\"evenodd\" d=\"M106 1L117 14H121L129 19L139 37L160 57L175 63L200 66L207 69L212 68H209L207 64L203 62L194 63L192 58H200L203 56V59L208 62L220 63L222 65L220 69L226 67L264 68L261 66V63L264 62V52L257 50L261 40V28L258 23L260 18V0H253L249 34L245 38L237 35L234 44L231 45L228 40L225 39L223 41L225 51L221 57H213L209 51H204L202 53L199 46L193 47V41L180 43L177 40H173L171 36L160 27L157 22L158 17L167 5L174 2V0H115L114 3H110L109 0ZM202 42L206 48L220 51L219 47H215V45L221 43L218 34H206ZM195 43L199 45L201 41H196ZM171 48L177 49V51L182 54L183 58L168 55ZM233 48L235 49V57H233Z\"/></svg>",
	"mask_w": 264,
	"mask_h": 264
},
{
	"label": "snow or ice",
	"instance_id": "obj_4",
	"mask_svg": "<svg viewBox=\"0 0 264 264\" xmlns=\"http://www.w3.org/2000/svg\"><path fill=\"white\" fill-rule=\"evenodd\" d=\"M109 2L114 3L115 0ZM252 10L253 0H174L163 10L157 22L173 40L180 43L193 41V47L199 46L202 53L209 51L213 57H221L225 51V39L231 45L237 35L245 38L249 34ZM259 16L261 40L257 50L264 52V0H260ZM206 34L220 36L221 43L215 45L220 51L204 46L202 41ZM196 41L201 43L197 45ZM168 55L183 58L175 48H171ZM192 60L194 63L203 62L212 69H220L222 66L220 63L204 60L203 56L193 57ZM261 66L264 67V62Z\"/></svg>",
	"mask_w": 264,
	"mask_h": 264
}]
</instances>
